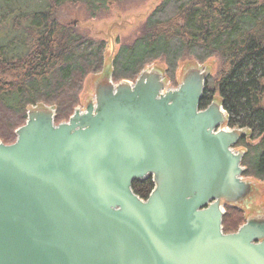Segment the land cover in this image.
<instances>
[{
  "label": "water",
  "instance_id": "water-1",
  "mask_svg": "<svg viewBox=\"0 0 264 264\" xmlns=\"http://www.w3.org/2000/svg\"><path fill=\"white\" fill-rule=\"evenodd\" d=\"M208 71L189 66L170 89L160 68L114 84L106 64L67 122L30 107L0 142V264H264L258 189L234 149L249 132L218 100L201 108ZM148 178L142 200L132 183ZM225 207L248 213L234 233Z\"/></svg>",
  "mask_w": 264,
  "mask_h": 264
},
{
  "label": "trees",
  "instance_id": "trees-1",
  "mask_svg": "<svg viewBox=\"0 0 264 264\" xmlns=\"http://www.w3.org/2000/svg\"><path fill=\"white\" fill-rule=\"evenodd\" d=\"M123 1L0 0V129L19 118L24 122L15 132L25 124L27 110L37 105L53 107L54 123L64 122L56 120L76 105L82 80L102 72L106 64H111L112 81L118 83L136 80L155 60L165 62L166 76L175 74L183 56L196 63L216 56L214 87L206 86L201 108L218 94L227 126L249 132L247 140L235 146L245 152L243 176L264 181V0H162L140 36L105 65L104 44L60 24L54 14L66 4L84 5L95 13ZM5 5L15 8L9 20ZM153 187L151 178L132 183L133 193L142 200Z\"/></svg>",
  "mask_w": 264,
  "mask_h": 264
},
{
  "label": "rangeland",
  "instance_id": "rangeland-1",
  "mask_svg": "<svg viewBox=\"0 0 264 264\" xmlns=\"http://www.w3.org/2000/svg\"><path fill=\"white\" fill-rule=\"evenodd\" d=\"M22 1L29 2L30 0ZM161 3L162 0H126L123 2L109 3L102 9L95 11V13H92L84 5L66 4L58 8L54 14L56 20L60 24L71 26L78 34L89 40L94 42L101 41V43L104 44L103 59L104 64H106L109 60L112 62L120 48L131 45L140 36L145 21ZM34 7L35 6H30V9ZM14 11L15 8L13 5L4 6V12L7 13L6 20L12 17ZM189 66H199L204 72L208 71V68L206 86H208V88L214 87L211 79L216 78L219 68V60L216 56L209 58L204 63H196L192 58L183 56L176 64L175 74L170 75L166 73V76H164L167 81V87L175 89L180 83V73ZM149 67L160 68L163 72H165L166 69L165 62L161 59L153 61L145 68ZM100 73L101 71L96 74H89L82 80L83 83L81 84L77 96L76 105L69 112H64L61 118L56 120V123L60 122V120L67 121L76 108L83 110L86 102L94 99L96 86V84H94V79L101 75ZM105 78L106 81H109L108 78L110 77L105 76ZM133 80L131 82L134 83ZM214 97H218V94L216 93ZM54 106L59 108L58 105ZM23 122L24 121L19 118H14V121L9 125L8 129H0V141L8 143L16 140V135L13 130L22 125ZM5 139L6 141H3ZM257 142L258 140L253 143ZM234 149L236 151L242 150L241 147H234ZM243 178L250 180L253 185L257 187L258 191L255 195L256 202L254 205L258 209V215L264 214V181H257L249 176H243ZM257 212H251V214L254 213V215H257ZM247 215V212L239 208L225 207L224 216L222 218L223 231L225 233L235 232L243 225V221L246 220Z\"/></svg>",
  "mask_w": 264,
  "mask_h": 264
},
{
  "label": "flooded vegetation",
  "instance_id": "flooded-vegetation-1",
  "mask_svg": "<svg viewBox=\"0 0 264 264\" xmlns=\"http://www.w3.org/2000/svg\"><path fill=\"white\" fill-rule=\"evenodd\" d=\"M185 70H186V69H183V72L180 73V76H179L180 81H181L182 76L184 75ZM207 78H208V76L206 77V79H205V81H204V91H205V89H206V80H207ZM129 82H130V83H133V82H131V81H129ZM134 82H135V80H134ZM179 84H180V83H179ZM203 94H204V92H203ZM214 96H215V95H214ZM212 98H213L212 101L217 100V97H212ZM212 101H211V102H212ZM211 102H210L206 107H204V108H202V109L207 108V107L211 104ZM200 104H201V103H200Z\"/></svg>",
  "mask_w": 264,
  "mask_h": 264
}]
</instances>
